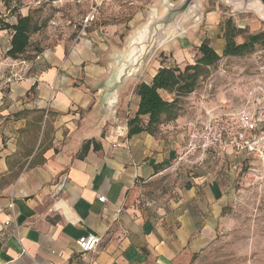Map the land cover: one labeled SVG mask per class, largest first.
I'll use <instances>...</instances> for the list:
<instances>
[{"label": "crops", "instance_id": "crops-1", "mask_svg": "<svg viewBox=\"0 0 264 264\" xmlns=\"http://www.w3.org/2000/svg\"><path fill=\"white\" fill-rule=\"evenodd\" d=\"M91 27L49 35L17 59L7 56L12 31L0 28V263L188 264L224 199L218 180L185 171L206 155V118L178 115L153 135L128 136L138 99L131 77L118 82L123 27ZM90 235L100 244L83 253L76 242Z\"/></svg>", "mask_w": 264, "mask_h": 264}, {"label": "rangeland", "instance_id": "rangeland-1", "mask_svg": "<svg viewBox=\"0 0 264 264\" xmlns=\"http://www.w3.org/2000/svg\"><path fill=\"white\" fill-rule=\"evenodd\" d=\"M180 2L0 0V26L5 24L4 20L14 24L18 12L29 9L37 31L29 35L23 58L39 50L35 45L38 40L49 35L60 37L72 27L78 33L88 22L92 27L121 25V49H127L129 41L152 16H160L166 6L175 7ZM255 4L241 0H196L192 14L154 48L141 70L128 82L136 86L141 81L148 82L157 69L193 65L200 58L199 46L205 42L221 58L198 80L194 94L179 99V115L190 123L208 114L236 118L246 115L255 125L248 137L252 151L226 146L223 151H207L200 167L187 164L193 166L185 170L188 178L205 173L219 181L224 195L216 207L211 206V210L220 212L213 223L209 244L192 255L188 264H264V43L242 57L222 56L224 29L242 31L234 38L236 44L244 42L248 35L264 32V12ZM161 96L169 98L164 93ZM176 163L184 161L178 157ZM169 184L168 188L175 187V179Z\"/></svg>", "mask_w": 264, "mask_h": 264}, {"label": "trees", "instance_id": "trees-1", "mask_svg": "<svg viewBox=\"0 0 264 264\" xmlns=\"http://www.w3.org/2000/svg\"><path fill=\"white\" fill-rule=\"evenodd\" d=\"M0 28L12 31L7 56L12 59L22 56L29 46V35L32 30L30 16L23 18L18 16L15 24H3ZM240 33L242 31L236 28L223 30L225 39L223 57H242L251 54L257 45L264 43V32H262L248 35L244 42L236 44L234 38ZM198 52L200 58L193 65H186L183 69L177 66L160 68L149 83L142 82L136 85L134 94L138 99V106L135 115L127 121L128 136L141 132L153 135L161 125L177 118L180 110L179 99L191 94L198 80L221 58L205 42L201 43ZM160 91L173 94L174 98L170 102L166 101ZM90 144V142L84 144L82 155L88 151ZM92 144L93 150H98V145L95 142Z\"/></svg>", "mask_w": 264, "mask_h": 264}, {"label": "water", "instance_id": "water-1", "mask_svg": "<svg viewBox=\"0 0 264 264\" xmlns=\"http://www.w3.org/2000/svg\"><path fill=\"white\" fill-rule=\"evenodd\" d=\"M241 1L244 4L254 1L255 5L261 4L264 8V0ZM195 2L196 0H181L175 7L166 6L162 15L152 16L147 25L136 32L119 65L118 82L136 75L141 70L154 48L177 30L179 24L192 14Z\"/></svg>", "mask_w": 264, "mask_h": 264}, {"label": "built area", "instance_id": "built-area-1", "mask_svg": "<svg viewBox=\"0 0 264 264\" xmlns=\"http://www.w3.org/2000/svg\"><path fill=\"white\" fill-rule=\"evenodd\" d=\"M84 30L85 26L81 31ZM254 130L253 121L246 115L236 118L226 114H208L203 124L199 149L206 153L209 150L223 151L226 146H229L237 150L252 151L248 137ZM98 201L104 203L105 198L101 196ZM13 207L12 203L8 205V209H13ZM8 224L9 222L4 223V228ZM100 241L101 238L90 235L79 238L76 244L81 252L88 253L95 251Z\"/></svg>", "mask_w": 264, "mask_h": 264}, {"label": "bare ground", "instance_id": "bare-ground-1", "mask_svg": "<svg viewBox=\"0 0 264 264\" xmlns=\"http://www.w3.org/2000/svg\"><path fill=\"white\" fill-rule=\"evenodd\" d=\"M258 6H259V8L264 12V8H263V6H262L261 4H259Z\"/></svg>", "mask_w": 264, "mask_h": 264}]
</instances>
